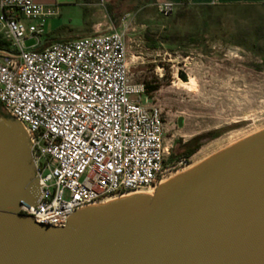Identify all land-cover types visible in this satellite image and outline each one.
<instances>
[{"label":"built area","instance_id":"1","mask_svg":"<svg viewBox=\"0 0 264 264\" xmlns=\"http://www.w3.org/2000/svg\"><path fill=\"white\" fill-rule=\"evenodd\" d=\"M171 4H156L167 17ZM48 12L32 0H0V111L22 130L41 197L19 213L60 229L65 217L156 189L168 162L158 109L130 81L123 34L110 30L40 50ZM35 23L25 29L20 20ZM25 42H31L25 46Z\"/></svg>","mask_w":264,"mask_h":264},{"label":"water","instance_id":"2","mask_svg":"<svg viewBox=\"0 0 264 264\" xmlns=\"http://www.w3.org/2000/svg\"><path fill=\"white\" fill-rule=\"evenodd\" d=\"M36 180L22 130L0 115V264H264V130L60 229L19 213L42 196Z\"/></svg>","mask_w":264,"mask_h":264},{"label":"rangeland","instance_id":"3","mask_svg":"<svg viewBox=\"0 0 264 264\" xmlns=\"http://www.w3.org/2000/svg\"><path fill=\"white\" fill-rule=\"evenodd\" d=\"M43 1L38 4L49 15L38 42L73 39L83 32L87 9L80 0ZM140 4L111 23L97 4L103 24L97 33L123 34L130 81L143 85L144 105L158 109L173 162L196 147L185 167L163 174L162 185L264 130V7L182 6L161 17L155 5ZM20 24L35 27L23 19Z\"/></svg>","mask_w":264,"mask_h":264},{"label":"crops","instance_id":"4","mask_svg":"<svg viewBox=\"0 0 264 264\" xmlns=\"http://www.w3.org/2000/svg\"><path fill=\"white\" fill-rule=\"evenodd\" d=\"M43 1V0H42ZM34 4L39 5L40 0H32ZM44 2V1H43ZM81 4L87 11H84V17H87L86 22L83 23L84 28L83 32L80 35L84 34H95L97 33L100 28L103 26L101 22L98 21V19L101 18V10L99 9L98 5L101 6V8L104 11V7L109 6L111 8L112 16H108L106 13L105 15L108 18V21L111 23V19L116 16H120L119 13H123L124 11H129L128 9H134L136 11L141 5L140 3H151L152 5L156 4H162L167 3L171 4L174 8L177 7H206V8H214V7H220V8H234L238 10H248L251 8H258V7H264V0H80ZM105 12V11H104ZM128 12L126 14H122V16H128ZM76 36L75 38H77ZM74 39V38H73ZM72 40L69 38H66L62 41H68ZM52 40H46L39 42L37 46V50L42 49L43 47L47 46L48 44L52 43Z\"/></svg>","mask_w":264,"mask_h":264},{"label":"trees","instance_id":"5","mask_svg":"<svg viewBox=\"0 0 264 264\" xmlns=\"http://www.w3.org/2000/svg\"><path fill=\"white\" fill-rule=\"evenodd\" d=\"M134 8V7H133ZM128 9L129 11H124L123 13H119V15H122V14H126V13H128V12H132V11H134V9ZM104 11H105V13L108 15V16H112V14H110L111 13V8L109 7V6H106V7H104ZM4 47V43H3V41L0 39V50L2 49ZM150 90H152V89H150ZM0 115L1 116H4L2 113H1V111H0ZM196 149V147L194 148V149H186V150H184L183 151V159H187L189 156H191L192 154H193V152H194V150ZM174 159H173V157L169 154V156H168V159H167V161L168 162H172Z\"/></svg>","mask_w":264,"mask_h":264},{"label":"bare ground","instance_id":"6","mask_svg":"<svg viewBox=\"0 0 264 264\" xmlns=\"http://www.w3.org/2000/svg\"><path fill=\"white\" fill-rule=\"evenodd\" d=\"M137 195H142V196L150 197L152 195V193L151 192H147V193H141V194H137ZM108 203H110V202H108ZM108 203H106V204H108Z\"/></svg>","mask_w":264,"mask_h":264}]
</instances>
